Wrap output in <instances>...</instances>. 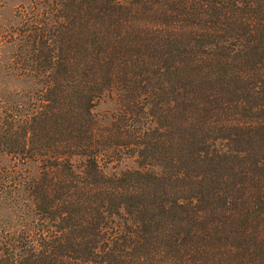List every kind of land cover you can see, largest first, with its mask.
<instances>
[{"label": "trees", "instance_id": "16d2710c", "mask_svg": "<svg viewBox=\"0 0 264 264\" xmlns=\"http://www.w3.org/2000/svg\"><path fill=\"white\" fill-rule=\"evenodd\" d=\"M14 16L4 67L27 88L0 96V264H264V0ZM127 153L137 169L108 170Z\"/></svg>", "mask_w": 264, "mask_h": 264}, {"label": "rangeland", "instance_id": "374dc122", "mask_svg": "<svg viewBox=\"0 0 264 264\" xmlns=\"http://www.w3.org/2000/svg\"><path fill=\"white\" fill-rule=\"evenodd\" d=\"M20 2L21 0H0V96H4L7 93L9 99L17 103L20 99V91H25L27 87H25L20 79L16 78V72H10L9 74L14 75L13 78H10L7 69L4 67L8 59L13 56L14 48L11 45L4 44L2 35L10 27L11 31L16 27L17 20L15 19L14 12ZM28 89L34 90L32 84H28ZM3 104L2 106H5V103ZM119 108L120 105L116 93L112 92L106 94L104 99L98 102L94 112L100 118L101 123L106 125L112 123L118 117ZM113 161L110 164L109 171L115 170L116 172H120L128 169H137L140 166L139 160L136 157H129L128 153L119 155V157L115 156ZM6 163L4 159H0V165Z\"/></svg>", "mask_w": 264, "mask_h": 264}]
</instances>
